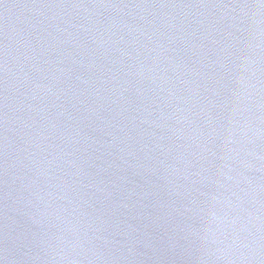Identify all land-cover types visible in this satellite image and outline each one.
<instances>
[{
	"label": "water",
	"instance_id": "obj_1",
	"mask_svg": "<svg viewBox=\"0 0 264 264\" xmlns=\"http://www.w3.org/2000/svg\"><path fill=\"white\" fill-rule=\"evenodd\" d=\"M0 264H264V0H0Z\"/></svg>",
	"mask_w": 264,
	"mask_h": 264
}]
</instances>
